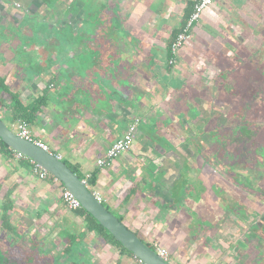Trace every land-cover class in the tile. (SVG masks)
Returning <instances> with one entry per match:
<instances>
[{"label":"crops","instance_id":"0c3cea01","mask_svg":"<svg viewBox=\"0 0 264 264\" xmlns=\"http://www.w3.org/2000/svg\"><path fill=\"white\" fill-rule=\"evenodd\" d=\"M118 2L86 0L85 14L90 13L86 15L91 19H81L89 20L90 28L71 30L69 65L63 63L64 56L47 55L50 45H35L38 34L31 33L21 45L14 40L16 47L0 45V73L10 71L13 77V66H21L29 78L20 85L25 99H32L50 82L59 85L45 93L47 104L30 130L34 140L46 144L82 177L95 170L96 159L103 158L121 136L129 116L147 117L149 133L156 123L188 125L189 118L202 115L205 104L222 99L217 73L233 61L229 54L234 37L256 32L264 45V26H258L257 33L245 25L264 14V0H213L193 28L194 42L180 52L177 66L168 68L167 42L180 30L193 0ZM80 69L84 71L78 73ZM141 145L101 170L92 187L127 228L150 247L166 250L172 264H264V240H233L231 215L207 221L205 199L194 191H175L181 175L173 164L162 161L152 169L145 159L135 157ZM138 164H149V172ZM2 180L13 197H22L23 209L37 217L38 224L47 227L48 219L54 222L45 237L61 240L63 229L82 226V218L61 203V183L39 180L0 155ZM182 194L185 198L180 200ZM83 240H88L92 264H139L133 255L120 253L93 233Z\"/></svg>","mask_w":264,"mask_h":264},{"label":"flooded vegetation","instance_id":"af4514ba","mask_svg":"<svg viewBox=\"0 0 264 264\" xmlns=\"http://www.w3.org/2000/svg\"><path fill=\"white\" fill-rule=\"evenodd\" d=\"M85 3L86 0H0V45H5L6 47L9 45L10 48L16 47L17 41L14 40L18 39L20 41L19 45H21V43H25L26 38L31 33L38 34L41 35L38 37L40 42L35 40L34 44L50 45L47 55L50 57V55L55 53V55L64 56L62 58L63 63L69 65L67 58L72 53L70 42L71 30L90 28L91 22L87 20V25L86 19H81V16H88V19L90 18V13H86L89 15L85 14ZM88 11L90 10L88 9ZM203 12L197 22L201 19ZM197 22L192 24L186 40L182 42L177 50L173 61H170L169 46L177 33H173L170 36L165 49V64L168 68L176 67L180 52L194 42L193 28ZM51 30L55 32V35L51 36ZM52 46H54L53 49ZM256 55L257 58L253 62L254 65H251L254 66L259 74L264 71V49L258 50ZM83 71V69H80L78 73H82ZM7 72L10 71H6L3 74L0 73V120L16 136H18L19 122H24L30 137L33 139L30 130L31 123L47 104L45 93L59 88V85L57 82H50L42 87L32 99H25L20 89L23 86L20 87V85L24 83V80L26 82L29 81V78L24 76L26 72H24L21 66H13L11 70L13 77H10ZM259 79L262 78L259 77ZM220 88L223 91V88ZM223 99L228 104L230 103L225 113L222 110ZM232 101L233 104L231 103ZM230 107H233V110ZM202 111V115L200 117L197 116L196 120L189 118V121H186L188 125L168 127L167 123H156L157 125L151 126L149 133H146L147 125H150L147 117L138 114L129 116L127 127L134 124V130L127 149L119 152L114 158L102 164L98 163L102 158H97L94 163L95 170L83 177L79 175L75 167L62 161L61 156H57V158L78 176L85 184V187L94 194L98 203L102 204L108 212L124 224L120 217L116 216L115 213L105 206L103 196L92 191V187L95 185L97 175L101 170L107 166H111L113 161L121 155L131 154L136 144L144 143L140 147V154L135 155V157L141 160L145 159L152 169H154V163L158 164L162 161H168L171 165L173 164L175 170L181 175L173 189L175 191L185 190L186 192L188 190L189 193L194 191L195 195L199 193L200 199H205L202 203L205 207L203 217L207 221H218L231 215L233 217V240H264V192L255 189L253 173H248L245 170L242 172L236 170L235 166L237 165L233 162L234 141L241 139L243 135H247V140L250 143L255 141L252 143L255 151H258L264 144V93L256 94V91L252 87L239 89V87L233 85V98H223L222 96V99H216L210 105L205 104ZM226 113L227 116H224ZM153 122L155 123L154 120ZM121 136H123V133ZM0 143L4 144L1 140ZM44 145L47 152H50L49 147L46 144ZM153 146H157V148ZM149 149H152V152ZM3 150L4 152L6 151V154L2 153ZM3 150L0 144V155L5 160L7 159L12 164L31 171L39 180L54 178L48 172H46L44 177L40 178L27 159L19 156L8 146L4 147ZM240 159L244 160L243 158ZM251 161H255L254 166L260 165L255 157H252ZM244 163L239 164L243 169L247 165ZM149 164L146 165L147 167L144 164H138L137 166L140 169L146 167L148 171ZM253 170H257L256 173L259 174L258 168H254ZM238 178L241 179L240 182L242 181L243 186L246 185L250 189L254 188V190H251L254 193L252 200L248 198L242 199L233 190V181H236ZM55 182L60 183L58 180ZM236 184L239 185L238 183ZM57 185L60 186L59 184ZM3 189L4 193L1 194ZM62 191L63 189L60 186V200L63 207L67 211L77 213L76 215L82 218V226L72 231L63 229L61 240H58L59 242H63L62 250L60 253L55 252L56 254H53L57 240H55V237H45L44 234L47 233V229L53 227L54 222L48 219L46 222L47 227L38 224L36 222L37 217L34 218L33 215L25 212L22 205L23 202L18 198L19 196L13 197L12 190L8 189L5 180L0 182V254L5 258L7 264H35V262L37 264H69L65 256V250L71 245L80 255H86L90 264H92L93 256L87 251L88 240H83L84 236L88 233H93L100 242L116 247L120 253H126L102 236L103 231L100 233L95 228L89 229L88 216L93 220L95 219L84 209L86 213L80 214L81 205L76 209H69L61 199ZM159 198L165 202L163 194H160ZM184 198L185 196L182 194L180 200ZM193 199L195 198L193 197ZM17 201L21 202V213L28 220L29 224L33 223L32 225H34L33 233L28 239L37 241H32L31 251L24 250L19 244L20 240H23L22 232L20 231L22 225L17 220L13 221L12 219L17 210L15 207ZM3 204H7L6 213L3 210ZM248 207L252 209L251 213L247 212ZM259 210H261V220L254 217ZM95 222L99 224L96 220ZM102 229L105 230L103 227ZM105 232L108 233L106 230ZM135 235L137 236V234ZM140 241L143 242L141 239ZM145 245L161 256L166 262L172 264L166 250ZM16 248L19 249L16 251ZM139 262L140 260H138Z\"/></svg>","mask_w":264,"mask_h":264},{"label":"water","instance_id":"95a60500","mask_svg":"<svg viewBox=\"0 0 264 264\" xmlns=\"http://www.w3.org/2000/svg\"><path fill=\"white\" fill-rule=\"evenodd\" d=\"M116 2H118V0H111V4L113 3V5L116 4ZM113 8H115V6ZM110 10L112 13L113 9L111 8ZM110 40L113 42L115 38L111 37ZM233 40L236 42V45H242L241 38L234 37ZM263 47L264 45L259 50H263ZM237 50L238 49L235 50V53ZM230 51L232 54H229V57L233 59V50L231 48ZM225 65L227 66L219 70L217 73L219 80L218 83H220V87L223 88V98H233V82L231 80V75H233V61L226 62ZM252 69H255L254 66H252ZM249 73L250 76H253L252 72ZM256 76L264 79V71ZM121 137L122 136L116 140H119ZM0 140L12 151L22 154L24 157L34 162L51 176L56 178L63 185V187L79 201L82 209L90 214L135 258L144 264H170L141 242L131 230L127 229L125 225L119 222L115 216L108 212L102 204L98 203L94 194L85 187V184L78 178V176L75 175L63 162H61L55 154L43 151L33 142L26 141L19 136H16L13 132L7 129L1 120Z\"/></svg>","mask_w":264,"mask_h":264},{"label":"rangeland","instance_id":"374dc122","mask_svg":"<svg viewBox=\"0 0 264 264\" xmlns=\"http://www.w3.org/2000/svg\"><path fill=\"white\" fill-rule=\"evenodd\" d=\"M262 10V8L260 9ZM259 17H253L251 20L247 21L245 25L250 28H255L257 33H259L258 26L263 27L264 26V14L258 15ZM254 34H251V32L247 36L240 35V38L242 39L241 43L242 45H236V43L233 42V51L235 54H233V75H231L232 84L239 87V89H247L249 87H252L256 94H263L264 93V79H259V76L256 69H252L251 64L254 65L253 62L256 60V53L258 50L262 47L261 44L263 42V38L261 36H258L256 32ZM239 36V34H238ZM234 41V40H233ZM243 47V48H241ZM264 48V47H263ZM261 51V50H260ZM246 60V61H244ZM249 72H252L253 76H250ZM233 104V101L231 102ZM227 102H222V110L223 113L226 112L227 106H229ZM231 110H233V107H230ZM224 116H227V113L224 114ZM228 118V117H227ZM226 119V118H225ZM229 119V118H228ZM127 129V128H126ZM125 130H123V134L125 133ZM255 141H252L251 143L249 140H247V135H243L241 139H237L234 141L235 145H233V162L237 165L236 170L247 171L248 173L254 174V181H255V189H258L261 192H264V144L261 146L258 151H255L253 149L252 143ZM263 142H264V133H263ZM256 158L257 162L260 163L259 166H254L255 161H251V158ZM240 158H243L244 160H241ZM238 160V161H235ZM247 164L245 168H241L239 166L240 163ZM254 168H258L259 174H257V170H253ZM236 173V172H235ZM241 179H236V181H233V190L236 191L242 199L248 198L249 200H252V197L254 196V193L251 192V190H254V188L250 189L246 187V185H242ZM238 183L239 185H237ZM4 193V189L1 191V194ZM1 197V196H0ZM20 200L22 197H18ZM21 202L17 201L15 211V215L12 217L13 221L17 220L19 223H21L20 231L22 232L23 240H20L19 244L21 247H23L26 251H31L32 248V241L37 240H29L28 238L33 233L34 225L33 223L29 224L28 220L24 217V215L20 211ZM252 209L248 207L249 213H251ZM254 217L261 220V210L256 212V215ZM257 219V220H258ZM56 248L54 249V253H60L62 250V244L63 242H55ZM20 248V247H19ZM16 248V251L19 249ZM56 252V253H55Z\"/></svg>","mask_w":264,"mask_h":264},{"label":"built area","instance_id":"2783aa9c","mask_svg":"<svg viewBox=\"0 0 264 264\" xmlns=\"http://www.w3.org/2000/svg\"><path fill=\"white\" fill-rule=\"evenodd\" d=\"M212 3V0H194V4L192 7V11L189 14L186 24L183 26V28L181 29V31L175 36V38L173 39V41L171 42L170 46H169V52H170V61L174 60V57L177 53V50L179 49V47L181 46L182 42L184 40H186L189 29L191 28L192 24H194L195 22H197L199 16L201 15V13ZM134 130V124H131L127 127L125 133L123 134V136L119 139L116 140L106 151L105 156L98 161L99 164L104 163L107 160H110L112 158H114L119 152L127 149L130 141H131V136ZM17 134L20 138L26 140V141H30L33 142L38 148L42 149L43 151H47L46 146L38 141V140H34L30 137L26 125L24 122H19L18 124V130H17ZM19 156L27 159L26 157H24L22 154L17 153ZM33 166V170L35 172H37V175L42 178L44 177V175H46V171L43 170L41 167H39L38 165H36L34 162L30 161L29 159H27ZM54 181H56V178H53ZM61 199L63 201V203L69 208V209H76L79 207V202L78 200L65 188L63 189L62 193H61ZM139 264H144L141 261L139 262Z\"/></svg>","mask_w":264,"mask_h":264},{"label":"trees","instance_id":"16d2710c","mask_svg":"<svg viewBox=\"0 0 264 264\" xmlns=\"http://www.w3.org/2000/svg\"><path fill=\"white\" fill-rule=\"evenodd\" d=\"M193 4H194V0L193 2H191L189 4V8H188V11L186 12L185 16H184V19L182 21V25H181V28L180 30L177 32V34L181 31V29L183 28V26L186 24V21H187V18L189 16V14L191 13L192 11V7H193ZM176 34V35H177ZM1 144V148L3 150L4 147H6L4 144L0 143ZM3 154H6V151L2 152ZM3 210L7 211V204H3ZM80 214L82 213H86L83 209H81L79 211ZM88 228L89 229H92V228H95L97 229L100 233L103 231V235L107 240H109L111 243H113L114 245L120 247L121 251L123 252H126L128 254H131L130 252H128L127 250H125L119 242H117L110 234L106 233L105 230L102 229V227L97 224L95 222V220H93L91 217L88 216ZM69 241H72V240H69ZM65 256H66V259L67 261L69 262V264H90V261L88 259V257L86 255H80L79 252H77L76 250L73 249L72 245L70 247H68L66 250H65ZM0 264H7V261H5V258L2 256V254H0ZM28 264H32V263H28ZM35 264H37V262H35Z\"/></svg>","mask_w":264,"mask_h":264}]
</instances>
